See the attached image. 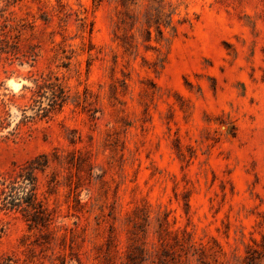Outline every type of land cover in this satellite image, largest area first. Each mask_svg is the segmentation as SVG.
<instances>
[{
  "label": "rangeland",
  "instance_id": "obj_1",
  "mask_svg": "<svg viewBox=\"0 0 264 264\" xmlns=\"http://www.w3.org/2000/svg\"><path fill=\"white\" fill-rule=\"evenodd\" d=\"M0 264H264V0H0Z\"/></svg>",
  "mask_w": 264,
  "mask_h": 264
},
{
  "label": "trees",
  "instance_id": "obj_2",
  "mask_svg": "<svg viewBox=\"0 0 264 264\" xmlns=\"http://www.w3.org/2000/svg\"><path fill=\"white\" fill-rule=\"evenodd\" d=\"M125 1H134V0H125ZM52 93L49 99L48 108H40L41 116L45 117L48 113L53 111L56 107H61L62 103L65 99V93L63 88L60 85L56 84H49ZM44 85L36 84V92L35 94H40L41 90L43 89ZM48 164V158L46 155H39L34 159L30 160L26 165L21 169L19 173V178L24 180L31 186L30 189L26 190L23 196L17 198L12 197L10 201L11 207H19L21 204L25 205V211L29 210V215L31 216V221L35 224H44L47 222L46 218L44 217V211L39 202H37L36 195L34 193V178L33 172L35 170H43Z\"/></svg>",
  "mask_w": 264,
  "mask_h": 264
}]
</instances>
